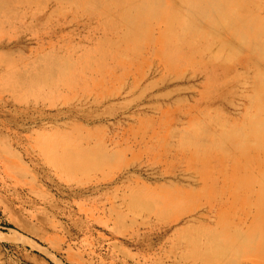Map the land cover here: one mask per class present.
I'll return each instance as SVG.
<instances>
[{
	"label": "rangeland",
	"instance_id": "rangeland-1",
	"mask_svg": "<svg viewBox=\"0 0 264 264\" xmlns=\"http://www.w3.org/2000/svg\"><path fill=\"white\" fill-rule=\"evenodd\" d=\"M170 1L0 0V264H264V0Z\"/></svg>",
	"mask_w": 264,
	"mask_h": 264
},
{
	"label": "bare ground",
	"instance_id": "bare-ground-1",
	"mask_svg": "<svg viewBox=\"0 0 264 264\" xmlns=\"http://www.w3.org/2000/svg\"><path fill=\"white\" fill-rule=\"evenodd\" d=\"M192 1H194V0H190L189 4H191L192 9H193V7L195 5L193 4L194 2H192ZM146 2H147V0H146ZM169 4L172 5L171 1L170 0H165L164 6L161 7V9H160V11H158V13L154 14V16H155V18L157 20L155 25L159 24V23L165 24V28L163 30L161 29L160 35L158 37H152V36L150 37L149 27H146L144 41H146L147 43H150V44L157 43L158 46H160V47H171L173 45H176L174 47H181V45H179L178 43L182 40L180 38V35H181L180 30L183 29L184 24H179V26L175 25L177 23L176 20L171 18L170 17V13L168 12V10H170L172 8ZM212 4L214 6V11H215L214 14H217V17H218L219 14H220V10L222 8L221 4H223V2L218 1V3H217L215 1H212ZM153 9H154V7H153ZM136 12H137V10H136ZM143 12H145V11H143ZM132 14L134 15V13H132ZM168 17H170L172 19L171 23H169V24H168L167 19H166ZM217 17L215 16L214 18L216 19ZM235 19H236L235 21H236V24H237V27L235 28V30L238 31L239 33H240V29H241L242 33H245V29L246 28H249V29L253 28L248 23L249 20H246V21L241 23V22L238 21L237 18H235ZM205 20L209 24V29H206V26H208V25L204 24L205 27L201 26L202 27L201 31L199 33H197V35L194 38L191 37V34L193 33V30L189 31V35H190L189 39L191 41V42L189 41V44L193 45L191 47H207L208 46L209 36H210L211 33H213L214 26H215L216 23L213 22V20L210 17V15H207V17H205ZM177 26H178V28H177ZM210 31H212V32H210ZM173 35H175L174 36L175 38H172ZM193 35H194V33H193ZM227 35H229V34H227ZM132 36L134 37L135 34H133ZM257 36L258 35H254V37H257ZM170 40H172L173 43H171ZM199 43H201V44H199ZM238 51H239V49L237 50L236 55L238 57H240V55L242 53H240ZM179 59L182 60V61H185V62L187 61V58L185 57V54L182 55ZM188 60L190 61V59H188ZM238 61H240V60H238ZM165 64L169 68H172V67L175 66V63L171 59H168L165 62ZM98 84L99 83L97 82V85ZM234 96H236V95H234ZM231 97H233V96H231ZM243 138H244L243 142H245V139L247 140L246 135L243 136ZM223 145H224V143H223ZM256 147L257 146H254V148H256ZM258 149L260 150L262 148L258 147L257 150ZM242 156L245 157V158H248L246 152ZM196 157H197V155H196ZM196 159L199 160V159H205V158L203 156H201L200 158H196ZM205 170H206V173L210 174V172L213 170V168L210 167V166H205V168H203L201 170V172H203ZM247 171H248V167L246 168V170H245V167H244L243 175L236 176L237 175V169H235V170H233L232 173L226 174V178L229 179L230 183H231V185L228 186L229 190H230L229 191L230 199L233 202H238V203H242L243 201L246 200V203H248V206L251 207V204L253 206H255V209L258 211V215H260V219H258V221L260 220V222L256 223V227H257L256 233L257 234L259 233L258 234L259 238L257 240L258 241L257 244L255 245L254 249L251 252V253H253V255H255L260 260L262 256L264 257V189H262L261 191H259L257 193V196L254 199V201H248L249 199H251V195L249 193V188L251 187V185L249 184V182L246 179V177L247 178L248 177L251 178V173H248ZM198 195L201 196V197L204 196V197L208 198L209 199L208 201H212L213 199L218 197L217 190L210 189V188H207V189L202 188L198 193H196V195H195L196 199H197ZM209 215H211V214L209 213Z\"/></svg>",
	"mask_w": 264,
	"mask_h": 264
}]
</instances>
